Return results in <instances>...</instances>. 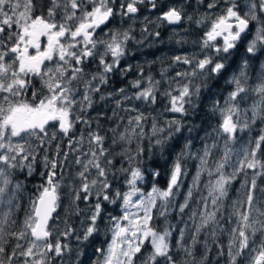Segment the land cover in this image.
Returning <instances> with one entry per match:
<instances>
[{"label":"snow or ice","instance_id":"obj_1","mask_svg":"<svg viewBox=\"0 0 264 264\" xmlns=\"http://www.w3.org/2000/svg\"><path fill=\"white\" fill-rule=\"evenodd\" d=\"M193 23L202 35L190 39ZM166 27L157 60L171 63L157 78L156 61H128L160 51ZM205 100L219 120L200 136ZM258 122L264 0H0V264H264V126L236 147ZM18 175L39 180L17 229ZM102 230L110 240L93 259Z\"/></svg>","mask_w":264,"mask_h":264},{"label":"rangeland","instance_id":"obj_2","mask_svg":"<svg viewBox=\"0 0 264 264\" xmlns=\"http://www.w3.org/2000/svg\"><path fill=\"white\" fill-rule=\"evenodd\" d=\"M241 10H243V9H241ZM192 11H193V9H191V8L188 9V12H189L190 14L192 13ZM199 12H201V13L203 12L201 8L199 9ZM144 14H146V13H145L144 11H142L141 16H143ZM187 26H188L187 23H184V24H181V25H180V28H182V29H183V28H187ZM109 27H111V25H109ZM124 27H127V24H125ZM140 27H141V25H140L139 23H137L136 28H135V34H136L137 38H139V35H140ZM192 30H193V31H192V33L190 34V39H191V38H194V37H196V36L198 37L199 35H202V32H201V31H197V30H195V24H194V23H193V25H192ZM170 32H171V28H168V27H166V28H164V29L162 30V35L164 34L163 37H164V39H165V43H164L163 45H159V46H163V47H164L162 51L157 52V51H156V47H152V48L145 47V48L141 49L139 52H136V58H135V59H131V60H129L128 62H129V63H132L133 65H136V64H137V61H140V62H143V61H145V60L156 61L155 64L152 66V72H153V74H155V75L157 76V78H159V72H160L161 68H162V67H166V66H168V65L171 63L170 59H166V60H164V61H163V64H162L159 60H157V57H159V56H166V55L169 54L168 49H169L170 45L168 44V36L170 35ZM199 32H200V33H199ZM42 39H43V38H42ZM131 47H132V48H135L134 45H131ZM171 47H172V48H176V45H175L174 42L172 43ZM185 47H186L188 50H191V45H186ZM142 53H146V54H142ZM147 67H148V66L145 65L146 70H147ZM257 70L259 71V66H258V65H257ZM172 74L174 75V73H172ZM135 78H136V73L133 72L132 74H130V75L127 77V80L130 81V80L135 79ZM127 80L125 79V81H127ZM255 82H256V81H255L254 79L251 81V83H255ZM127 83H128V82H127ZM36 85H37V87H40V82H39V80L36 81ZM115 88H116V87H113V86H109V85H108L107 87H105L104 91H109V90H112V89H115ZM228 91H229V90H228ZM226 94H227V91L225 92V95H226ZM97 100H98V98H97ZM164 101H165V103L167 104V101H166V100H164ZM209 103H210L209 101L205 100V104H206L207 106H209ZM249 103H251V102L249 101ZM206 105H205V106H206ZM110 106H111V105L104 106V107H103L102 109H100V110H103V111L108 112ZM156 110H157V109H156ZM157 111H158V110H157ZM159 111H162V110H159ZM91 114H92V116H95V115H96V111H92ZM110 114H111V113L109 112V115H110ZM215 117H216V123H215L214 126L217 125L218 120H219V117H218V116H215ZM101 124H102V126H103L105 129L108 128L109 126H111V122H110V121H107V120H101ZM150 126H151V122H149V124L146 125V129H149V130H150ZM197 126H198V125H197ZM260 127H261V124L258 122L256 125L253 126V129H252L251 133H248V132L239 133V134H238V142H237V144H236V147L239 148L240 145H241L243 142L247 141V139L249 138V135H251V136H253V137L257 136V135L259 134V129H260ZM210 129H211V128H210ZM210 129H207V130H203V131H201V132H200V136H204V135H205V132L208 131V130H210ZM75 134H76V135H79V134H80V126H79V125L77 126V128H76V130H75ZM102 134H103V133H102ZM63 143H64L65 145H67V140L65 139V140L63 141ZM201 147H202V142H201V140L197 139L196 142H195V145H194L193 151L199 150ZM41 155H42V154H41ZM70 159H71V158H70ZM196 163H197L196 161H189V173H190V175H189V177L187 178V181H186V187H187V183H190V181H191V176L195 174ZM117 167H119V164H117ZM230 170H231V169H229V171H230ZM17 179L24 181V183H25V185H26V191L23 193V198H22V201H21L23 207H22L21 210H19V211L16 212V219H17V221H18L17 229H18V227H19V223L23 221L24 214H25V210H26L27 207H28V203H29V201H28V197H29V195L32 194V192H33V186L38 182L39 177H38V175H37L35 178H31V179H28V180H24V176H23V175H18ZM202 179H207V178H206V177H202ZM242 181H243V176H241V177L238 179V181L234 182L232 188H230V191H229V197L226 199V204L230 205L232 200H235V199L238 198V196H239L238 189H240V186H241V182H242ZM260 182H262L263 184H261V185L264 186V180H261ZM64 204H67V200H66V199H65V201H64ZM80 206H81V207H84L83 204H81ZM193 207H196V206L193 205ZM59 212H60V218H61V220H62V219L64 218V215H65L64 210H63V207H61V209L59 210ZM113 214H118V209H117V212H114ZM170 219H171V221H172L173 223L176 222V220H175V216L171 217ZM72 222L78 225V224H79V218H78V217L74 218ZM155 224H156V226H157L158 228H160V229L163 228V221H162V220H158V221H156ZM14 230H15V229H14ZM222 239H223V241H224L225 243H227V237H226V236H225V237H222ZM107 240H110V235H106L105 232L102 230V231L100 232V234H99L98 239L92 244L91 247L88 248V250H87V251H88V255H89L90 257H92L93 259H95L94 249H95V248H98V247H104V248H106V247H107V243H106ZM14 242H15V241H13V243H14ZM53 242H54V239H53ZM69 242H70V243H73V245H74V240H73V241H69ZM172 242H173V244L175 243L174 240H173ZM100 243H102V245H101ZM149 251H150V248H149V247H145V248L143 249V252H144L145 254H147ZM180 259H182V257H180ZM72 264H75L74 259H73ZM137 264H140V262L137 261Z\"/></svg>","mask_w":264,"mask_h":264},{"label":"trees","instance_id":"obj_3","mask_svg":"<svg viewBox=\"0 0 264 264\" xmlns=\"http://www.w3.org/2000/svg\"><path fill=\"white\" fill-rule=\"evenodd\" d=\"M188 27V26H187ZM200 33V32H199ZM164 35V34H163ZM194 38H197L194 37ZM160 47V51L163 50V46H159ZM157 51V50H156ZM160 51H157V52H160ZM241 51H243V49H241ZM127 80V79H126ZM129 80L127 81H120V79L117 77V78H114L112 80V82L109 83V86H113V87H116V88H120V87H127L128 86V82ZM108 86V85H107ZM106 86V87H107ZM37 87V85H36ZM230 89L228 88H222V87H216L214 88L213 92L214 93H219L221 91H223L224 93L226 91H228ZM29 97H30V94H29ZM98 97H96L97 99ZM165 101L164 99L161 97L160 98V101L159 103L155 106L156 109L159 111V110H163L164 106H165ZM204 103L203 105H201V111L199 112V114L196 116L195 118V122L196 124L199 126L201 124V122H203V128L204 130H207V129H210V128H213L215 123H216V117L213 116L209 111H208V106ZM264 126V125H261V127ZM195 135V133L193 134ZM179 150V149H177ZM160 165H161V168L164 169L166 166L164 165V162H163V159L160 161ZM261 184H263L262 182H260ZM160 186L161 187H166V172L162 175L161 177V181H160ZM102 245V243H100Z\"/></svg>","mask_w":264,"mask_h":264},{"label":"flooded vegetation","instance_id":"obj_4","mask_svg":"<svg viewBox=\"0 0 264 264\" xmlns=\"http://www.w3.org/2000/svg\"><path fill=\"white\" fill-rule=\"evenodd\" d=\"M202 9V11H204V9L203 8H201Z\"/></svg>","mask_w":264,"mask_h":264}]
</instances>
